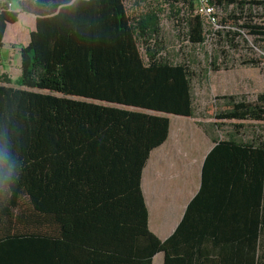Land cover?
<instances>
[{"label": "trees", "instance_id": "obj_1", "mask_svg": "<svg viewBox=\"0 0 264 264\" xmlns=\"http://www.w3.org/2000/svg\"><path fill=\"white\" fill-rule=\"evenodd\" d=\"M127 1L20 0L18 10H0V50L8 24L21 13L36 16L21 76L0 75V264H52L57 239L72 237L63 233L96 229L101 220L108 228L124 210L146 242L143 264L161 251L165 264H192L191 251L172 257L170 240L149 232L140 180L151 150L168 136L165 115L194 117L195 73L162 55V8ZM185 23L190 42H202L201 22ZM213 109L221 131L226 122L235 134L253 128L242 145L257 184L246 257L198 256L201 264H264V136L255 134L264 131V93L255 101L217 97ZM237 142L231 135L217 147Z\"/></svg>", "mask_w": 264, "mask_h": 264}, {"label": "crops", "instance_id": "obj_2", "mask_svg": "<svg viewBox=\"0 0 264 264\" xmlns=\"http://www.w3.org/2000/svg\"><path fill=\"white\" fill-rule=\"evenodd\" d=\"M8 1L12 10L19 9L20 0ZM35 28L36 16L27 13H21L17 23L8 24L0 50V75L6 74L13 81L21 76V49L29 43ZM165 117L169 119L168 136L151 150L140 180L149 232L161 242L170 240L172 257L191 251L192 264L203 263L205 256L198 255L205 252L222 253L223 258L244 252L246 257L250 197H254L257 184L250 152L242 145L247 134L223 132L213 125L214 118L202 121L195 116ZM231 135L238 141L236 147H217L229 141ZM263 189L262 183L261 199ZM118 200L120 204L127 202ZM118 214L119 211L116 218ZM126 216L124 210L118 216L119 223L108 228L101 220L96 229L63 233L72 237L57 239L52 264H143L146 242L139 237L134 219L128 222ZM54 231L58 234L56 230L49 232ZM165 258L164 251L158 252L151 256V264H165Z\"/></svg>", "mask_w": 264, "mask_h": 264}, {"label": "built area", "instance_id": "obj_3", "mask_svg": "<svg viewBox=\"0 0 264 264\" xmlns=\"http://www.w3.org/2000/svg\"><path fill=\"white\" fill-rule=\"evenodd\" d=\"M131 1L135 3L136 0ZM180 2L181 11L173 17L184 27L179 38L184 43H191L186 18L199 20L203 27V41L191 43L197 64L207 61L208 71H212L215 67L254 61L264 69V0ZM4 5L13 9L10 1L0 0V10ZM160 26L167 27L163 12L160 14Z\"/></svg>", "mask_w": 264, "mask_h": 264}, {"label": "rangeland", "instance_id": "obj_4", "mask_svg": "<svg viewBox=\"0 0 264 264\" xmlns=\"http://www.w3.org/2000/svg\"><path fill=\"white\" fill-rule=\"evenodd\" d=\"M134 2L127 1V6L132 7ZM141 5L162 7L163 16L166 18L167 27L161 28L162 55L172 63L187 62L194 76L191 81L194 116L202 121L213 118V105L217 97L239 95L246 97L248 101H255L257 96L264 93V69L254 61L236 63L215 67L208 71L206 63L197 64L193 45L184 43L179 36L183 34L184 27L175 22L173 17L181 11L182 2L172 0H145ZM260 127V126H259ZM231 130L229 122L222 127L223 132ZM250 137L253 128L243 131ZM257 135H263L262 128H257Z\"/></svg>", "mask_w": 264, "mask_h": 264}]
</instances>
